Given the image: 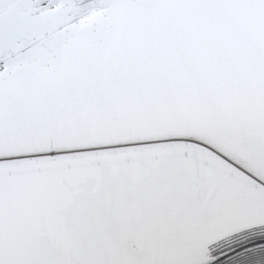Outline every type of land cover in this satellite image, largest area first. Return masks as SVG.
<instances>
[{
    "label": "snow or ice",
    "instance_id": "1",
    "mask_svg": "<svg viewBox=\"0 0 264 264\" xmlns=\"http://www.w3.org/2000/svg\"><path fill=\"white\" fill-rule=\"evenodd\" d=\"M0 264H264V0H0Z\"/></svg>",
    "mask_w": 264,
    "mask_h": 264
}]
</instances>
